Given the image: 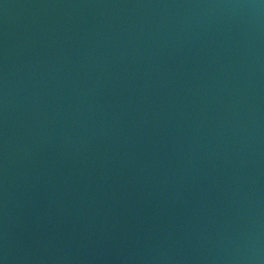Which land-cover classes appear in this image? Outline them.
<instances>
[{"label": "water", "instance_id": "1", "mask_svg": "<svg viewBox=\"0 0 264 264\" xmlns=\"http://www.w3.org/2000/svg\"><path fill=\"white\" fill-rule=\"evenodd\" d=\"M0 264H264V0H0Z\"/></svg>", "mask_w": 264, "mask_h": 264}]
</instances>
